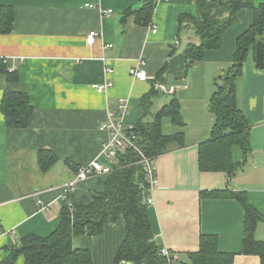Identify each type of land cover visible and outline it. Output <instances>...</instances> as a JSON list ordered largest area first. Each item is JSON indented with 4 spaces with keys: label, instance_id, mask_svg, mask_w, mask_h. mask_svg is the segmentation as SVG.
Instances as JSON below:
<instances>
[{
    "label": "crops",
    "instance_id": "0c3cea01",
    "mask_svg": "<svg viewBox=\"0 0 264 264\" xmlns=\"http://www.w3.org/2000/svg\"><path fill=\"white\" fill-rule=\"evenodd\" d=\"M198 1L158 0L151 24L144 26L134 16L125 18L126 12L141 9L144 0H0V10L13 7L15 12L13 31L0 33V58L7 59L20 77L9 84L0 73V104L4 92L11 90L28 94L34 109L28 128L21 130L7 129L0 112V263L7 249L19 246L26 236L45 238L58 229L64 187L99 154L106 140L99 127L108 112L117 110L120 99L129 106L124 121L133 125L153 122L174 98L180 104L183 126L168 117L161 121L163 135L183 134L185 146L155 160L159 185L148 209L155 243L174 253L176 264L190 263L188 255L199 251L202 234L216 235L222 253L240 251L245 218L241 206L231 199L202 200L200 194L226 188L245 193L264 217V69L249 60L236 83L239 106L251 125V151L228 185L227 174L200 170L199 146L211 137L214 125L208 105L215 80L231 65L236 40L250 27L252 14L241 11L237 24L223 35L221 49L207 51L181 78L186 70L184 51L200 38L191 27L179 31V19L186 15L200 20ZM88 4L113 12L101 15ZM91 31L101 37L89 47L86 37ZM138 59H144L153 80L140 82L129 75ZM107 67L113 70L108 77ZM108 80L114 86L97 93L93 86ZM154 81V86L169 90L155 88L157 94L151 95ZM146 97L150 105L143 113ZM39 151L57 158L47 171L39 165ZM234 157L242 160V152L236 149ZM106 178L80 184L70 201L91 204L93 193L104 190ZM125 238L121 217L108 221L100 237L76 238L74 247L88 249L93 264H115ZM255 238L264 242V223L258 225ZM16 264H24L23 258ZM234 264H260V259L237 256Z\"/></svg>",
    "mask_w": 264,
    "mask_h": 264
},
{
    "label": "trees",
    "instance_id": "16d2710c",
    "mask_svg": "<svg viewBox=\"0 0 264 264\" xmlns=\"http://www.w3.org/2000/svg\"><path fill=\"white\" fill-rule=\"evenodd\" d=\"M158 0H144V5L136 11H128L125 18L134 16L138 25L151 24ZM197 6L201 19L189 16L179 19V31L185 26L194 29L200 38L199 44H189L184 56L186 70L181 78L195 65L202 61L207 51L220 50L223 35L239 21V13L248 11L252 14V23L248 30L236 40L235 53L231 65L215 80L208 110L214 118L211 137L199 146V168L202 172H223L227 174L228 185L247 161L251 151V125L240 108L237 96V81L241 78L243 68L249 60L257 61L256 50L259 42L263 43L264 52V2L256 5L254 0H199ZM15 12L13 7L0 10V33L13 31ZM258 67V66H257ZM261 69L260 67H258ZM167 65L160 71L155 81L166 72ZM0 73L9 84L18 83L19 73L9 71L6 64L0 63ZM155 81L151 95L157 94ZM150 97H148L149 99ZM143 100V113L147 112L149 100ZM0 112L9 130L26 129L34 114L28 94L6 90L3 94ZM144 117V115H143ZM170 118L175 125L183 126L179 101L174 98L165 105L151 123L139 122L135 126L138 145L144 154L156 160L174 149L185 146L183 134L165 136L161 121ZM242 152V160H236L234 151ZM118 167L106 175L102 192L93 193L89 205H73L65 202L61 209V223L56 231L48 237L28 235L17 247L7 249V254L0 264H16L23 258L24 264H93L92 253L88 249L74 247V240L87 236L97 238L103 235L108 221L123 218L126 238L117 250L115 264L123 261L133 264H167L161 257V246L154 241L149 219V205L145 197L149 194L140 157L133 151L121 152L117 158ZM38 162L43 171L49 170L56 162V156L47 151H39ZM143 195V201L139 197ZM201 199H231L243 209L244 231L242 246L238 253H222L218 249L219 238L216 235L200 236L199 251L190 253L189 264H234L237 256H256L264 264V242L257 241L255 233L264 217L260 215L248 200L245 193L225 190L203 191Z\"/></svg>",
    "mask_w": 264,
    "mask_h": 264
},
{
    "label": "built area",
    "instance_id": "2783aa9c",
    "mask_svg": "<svg viewBox=\"0 0 264 264\" xmlns=\"http://www.w3.org/2000/svg\"><path fill=\"white\" fill-rule=\"evenodd\" d=\"M90 9L97 10L101 15H110L112 10H105L101 6L88 4ZM153 34L157 33V27L154 25ZM101 37L98 31H91L86 37V44L92 47ZM110 46V45H109ZM4 63L8 66V60L0 58V63ZM146 65L144 59H138L135 65L130 68L129 75L137 81L149 82L153 79L147 74L144 69ZM10 72L15 71L14 67H8ZM106 76L113 74V70L109 67L105 69ZM155 80V79H154ZM114 86V83L110 80L104 84L94 85L93 88L99 94L106 93ZM155 88L161 91H167L169 88L162 84H156ZM129 112L128 103L124 99H120L117 110L108 112L107 120L104 121L99 130L106 135V140L102 144L101 150L97 157L88 165L81 167L72 181L67 183L63 190V198L65 202H69L70 206L73 203L70 201V197L77 190V187L88 181L90 178L106 176L113 172L118 167L117 158L121 152L133 151L140 157V163L143 167L145 174V180L148 184L149 197L146 198L147 204L152 205L154 203L153 193L159 185L157 166L155 160L147 157L141 147L138 145V136L136 135L135 126L133 124H126L124 117ZM160 255L167 261V264H176L177 257L169 249L163 248L160 251Z\"/></svg>",
    "mask_w": 264,
    "mask_h": 264
},
{
    "label": "water",
    "instance_id": "95a60500",
    "mask_svg": "<svg viewBox=\"0 0 264 264\" xmlns=\"http://www.w3.org/2000/svg\"><path fill=\"white\" fill-rule=\"evenodd\" d=\"M257 66L261 69H264V52H263V43L262 41L258 43L256 50ZM139 200L143 201V195L139 197Z\"/></svg>",
    "mask_w": 264,
    "mask_h": 264
},
{
    "label": "rangeland",
    "instance_id": "374dc122",
    "mask_svg": "<svg viewBox=\"0 0 264 264\" xmlns=\"http://www.w3.org/2000/svg\"><path fill=\"white\" fill-rule=\"evenodd\" d=\"M227 1V0H224ZM261 2H264V0H255L256 5H259Z\"/></svg>",
    "mask_w": 264,
    "mask_h": 264
}]
</instances>
